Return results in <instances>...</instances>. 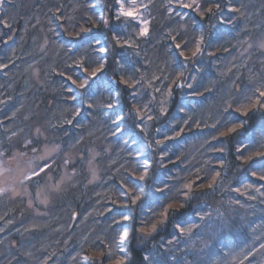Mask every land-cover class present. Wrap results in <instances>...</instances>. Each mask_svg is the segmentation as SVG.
<instances>
[{
	"label": "trees",
	"instance_id": "16d2710c",
	"mask_svg": "<svg viewBox=\"0 0 264 264\" xmlns=\"http://www.w3.org/2000/svg\"><path fill=\"white\" fill-rule=\"evenodd\" d=\"M200 5L179 16L167 0H148L142 37L136 21L117 19L115 0H0V159L17 168L0 196V264H264V158L255 156L264 115L234 111L264 83V0ZM236 117L245 128L222 136ZM45 150L47 173L15 183L25 159ZM63 171L64 189L38 203L46 175ZM187 184L186 209L143 236L141 220L164 219ZM183 220L200 226L181 236Z\"/></svg>",
	"mask_w": 264,
	"mask_h": 264
},
{
	"label": "snow or ice",
	"instance_id": "6c2138e0",
	"mask_svg": "<svg viewBox=\"0 0 264 264\" xmlns=\"http://www.w3.org/2000/svg\"><path fill=\"white\" fill-rule=\"evenodd\" d=\"M115 3L118 5V16L117 19H119L120 17L125 18V20H137V18L139 17L140 13H139V7L143 6V7H147V5H138L137 0H127V5L125 0H115ZM178 6L181 8H186V9H201V5L198 2V0H190V2H185V0H177ZM216 8H219V5L216 4L215 5ZM209 12L212 11L211 8L208 9ZM230 11H239L238 8H233L230 9ZM199 14L201 16L204 15L203 10H200ZM105 23H107L105 21ZM143 23V27L140 29L139 35L144 37L147 36L149 34V29L147 27V21H142ZM91 29L85 28L82 29L83 32H89ZM113 39L116 41L117 44H121V41L119 39V34L118 33H114L113 35ZM97 43H99V41H97ZM127 45V41H125L123 44H121V46H126ZM260 48L264 49V43H261ZM177 48H180L181 45L177 44L176 45ZM103 51H107L106 49H103ZM202 51L201 47L199 44L196 45L195 50L192 51V56L195 57L197 56V54H199ZM181 55H183V53H181ZM104 69V64L101 63L100 66L98 68H96L95 70H93L90 74V77L85 78L84 81H82L79 84V87L82 89H87L89 87H91L90 83H89V79H95L98 74ZM71 79V78H69ZM73 83H76L75 81H73ZM122 83L129 87L132 88L135 85L130 83L128 80H123ZM138 83V82H137ZM102 85H97V87H100ZM189 88L192 87V85L188 86ZM206 91H208V89H206ZM251 91V95H245L244 96V100L246 103H241L240 100H237V107L234 109V111L236 113H241L244 117H248L250 113H260L262 115H264V83H261L260 86L255 87L254 90H250ZM193 95H198V96H203L204 93H201L199 91H195L193 92ZM111 107V105H109ZM89 107L91 108L92 105L90 104ZM232 109V105L229 104L228 105V109L227 110H231ZM119 118V117H117ZM149 119H152V117H149ZM236 124L235 126H228L226 131H221V135L222 136H229L232 134H236L238 133V131L240 129H244L246 124H247V120H241L239 117H236ZM69 123H71V121H69ZM137 127H139V125H137ZM215 127V126H213ZM142 130V129H141ZM182 131V130H181ZM260 131L262 133H264V126L261 127ZM260 147L264 148V144H261ZM36 149H33V151H35ZM237 151L240 152L241 149L237 148ZM0 155H3V153H0ZM255 156L257 157H261L264 158V152H257L255 153ZM253 157H248V159H252ZM41 159H43L45 161L44 164L40 165L38 169H34L32 170L30 175H25L24 179L25 180H32L34 177H38L41 175V173L46 174L47 173V169H49L51 166L47 163V159L48 157H41ZM264 166V160H262V165ZM220 173L217 172L216 176L211 178V182L208 183L207 187L209 189H212L216 183L217 178L219 177ZM253 176L256 175L255 172L252 173ZM148 177V169L145 168L143 175H141L139 177L140 180H145ZM260 180H264V175H261L259 177ZM203 182V181H201ZM197 187H199V185H197ZM59 188V185H57V189ZM185 188L187 189V191H185L183 193L184 195V200L181 202L179 201V199L177 198L176 200H173L172 202H169L167 204V206L164 208L163 212L160 213L161 216H164V219H161L155 223L150 222V221H144L141 220L140 222V228H139V232L145 236V237H150V236H154V234L158 233V231L164 227L167 223H168V218H169V214L171 213H176L180 210H185L186 209V205L188 204L189 200L192 198L193 194H194V189H193V184H187L185 185ZM4 190H0V193H2ZM133 191L134 193V189L130 190ZM157 192H161L163 193L165 191V189L156 188ZM237 191H239V189H237ZM256 191H259V189H256ZM143 197L139 194H133L130 197L131 203L132 204H136L137 201L142 200ZM196 215H199L198 213ZM124 220H127L128 217L124 216L123 217ZM200 220L203 221L204 217L200 216ZM200 225L198 224H191L189 226V221L187 220H183V221H178L177 223L174 224V231H178L179 235L181 236H185L188 235L189 233L192 232L193 228L199 227ZM205 227H211V224H206ZM123 239L127 240L129 233L127 231L123 232ZM169 243H172V241H169ZM149 257L146 255L144 256V260H148ZM115 264H126V261L124 259L118 260L115 262ZM156 264H168V258L167 256H162L161 259L156 261Z\"/></svg>",
	"mask_w": 264,
	"mask_h": 264
},
{
	"label": "rangeland",
	"instance_id": "374dc122",
	"mask_svg": "<svg viewBox=\"0 0 264 264\" xmlns=\"http://www.w3.org/2000/svg\"><path fill=\"white\" fill-rule=\"evenodd\" d=\"M200 1L201 0H198L199 3ZM125 2L127 5V0H125ZM147 2L148 0H137L138 5H147ZM185 2H190V0H185ZM167 5H168V11L170 13L178 14L179 16H185L187 12L189 11V9L179 7L177 0H167ZM139 13L140 15L135 21L139 25L140 29L144 26L142 21H147V27H148L149 19L147 17V7L146 8L143 6L139 7ZM45 156L48 157L47 163L50 165V162H51L49 160L50 152L45 150V152L43 153L41 157H45ZM41 157L39 159H34L32 158V156L26 158L24 162L25 166L21 167L18 170V172L15 173L14 175L16 176L22 172L20 175V178L16 179L15 183L22 184L25 181L24 179L25 175H30L32 170L38 169L40 165L44 164L45 161L41 159ZM34 162H37V163H34ZM14 169L17 170L15 166V162L10 163V164L8 163L5 165L0 159V190H4L2 193H0V196H2L5 193L11 192L14 189L13 185L8 182V176H10L9 172ZM91 170L93 172L94 178H96L98 174V172L96 171V168L93 166ZM56 174L57 172L56 173L51 172L46 175V180L43 186L37 192L38 203L43 204V205L49 204L52 193L64 189L63 188L65 186L64 184L68 182V179H69L68 173L66 171L61 172L59 176L57 177V179L55 180ZM57 185H59L58 189H57ZM76 217L74 218L76 219Z\"/></svg>",
	"mask_w": 264,
	"mask_h": 264
}]
</instances>
